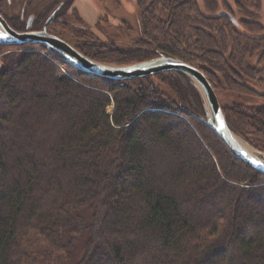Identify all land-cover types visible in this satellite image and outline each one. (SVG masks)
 Listing matches in <instances>:
<instances>
[{
    "label": "trees",
    "instance_id": "trees-1",
    "mask_svg": "<svg viewBox=\"0 0 264 264\" xmlns=\"http://www.w3.org/2000/svg\"><path fill=\"white\" fill-rule=\"evenodd\" d=\"M250 1L238 17L222 0H138L133 48L79 49L197 67L229 94L230 128L264 152V14ZM11 47L0 44V264H29L32 236L69 257L86 237L72 264H264V175L199 119L190 78L114 81L43 45Z\"/></svg>",
    "mask_w": 264,
    "mask_h": 264
},
{
    "label": "rangeland",
    "instance_id": "rangeland-1",
    "mask_svg": "<svg viewBox=\"0 0 264 264\" xmlns=\"http://www.w3.org/2000/svg\"><path fill=\"white\" fill-rule=\"evenodd\" d=\"M75 1L76 0H69L70 4L73 2L72 7L65 8V11H68V13L62 14L61 19H57L49 26L50 33L59 35L78 50H80V45L83 44L100 46L108 45L111 47L116 46V48H123L126 50L135 46L136 40L139 38L140 29L138 19V0H91L99 8V10L100 5L102 4L103 10L106 12V15L103 18L104 20L99 23H97V21L91 22L84 18L83 15L81 16L76 4H74ZM79 1L77 0V2ZM88 1L89 0H82L83 3ZM222 1L224 2L221 3L220 10H227L228 7H231L232 9H235L237 14L238 11L241 14L244 12L243 6H240L239 3V1L242 2V0ZM252 1H255L258 6L260 5V12L263 15L264 0H251L250 2ZM58 2L59 0H0V14L6 21H8L10 26L25 29V23H23L25 12L27 16H29V14H35L36 17L38 15L44 20L46 17L45 14L48 15L51 12V9L54 8ZM89 3L90 2H88V4ZM239 7H242V10H240ZM74 9L78 10V14H80V21H78L76 13L73 12ZM27 16L25 17L27 18ZM239 16L240 15L238 14V17ZM262 23L264 24V21ZM83 27H86L87 31H84ZM75 32H77V34ZM84 33H88L87 37L84 36ZM91 34L94 38L91 36V38L89 37ZM11 48L13 50H10L9 52H18L22 51V48L24 47L12 46ZM37 48L39 49V47ZM98 50L101 51V49ZM41 52L44 55H48L47 51ZM2 56L3 55H0V73L4 67V61L1 58ZM62 76L67 75L62 71ZM228 95V93H223V95L220 94V100L225 104L228 103L227 101L229 99H226ZM262 101H264V98H262ZM113 109L114 106L110 107L108 109L109 113H112ZM237 135L247 146H250L255 151L262 152L250 143V141L254 140V137L248 134L245 138L239 134ZM85 239L86 237L82 238L80 246L69 257V255L55 249L51 244L42 240L40 237L38 238L37 236H32L27 241L29 243V247H27V253L29 254L30 260L29 264H72L74 261H77L82 257L84 253Z\"/></svg>",
    "mask_w": 264,
    "mask_h": 264
},
{
    "label": "water",
    "instance_id": "water-1",
    "mask_svg": "<svg viewBox=\"0 0 264 264\" xmlns=\"http://www.w3.org/2000/svg\"><path fill=\"white\" fill-rule=\"evenodd\" d=\"M229 18L236 21L229 14ZM0 44L4 46L43 45L48 51L58 54L64 62L81 73L111 79L127 81L146 78L163 72H178L192 80L203 103L205 116L199 119L210 128L249 168L264 175V153L255 151L240 139L230 128L219 97L209 79L197 67L176 57L161 54L157 57L131 64L106 63L95 60L63 38L48 31L47 26L41 30L14 29L0 14Z\"/></svg>",
    "mask_w": 264,
    "mask_h": 264
},
{
    "label": "flooded vegetation",
    "instance_id": "flooded-vegetation-1",
    "mask_svg": "<svg viewBox=\"0 0 264 264\" xmlns=\"http://www.w3.org/2000/svg\"><path fill=\"white\" fill-rule=\"evenodd\" d=\"M76 2H77V0L74 2V4H76ZM72 4H73V2H72ZM72 4L69 3V0H59V2L55 5V7L51 9V12L48 15L45 14L46 17L44 18V20L41 19L40 16H38V15L36 17L35 14H29V16H27L26 12H25V15H24V18H23V20H24L23 23H25V29H21L20 31L27 30L29 24H30L32 30H41L45 26H47L48 31H49V26L52 25L57 19L58 20L61 19V15L62 14L68 13V11H65V8L72 7ZM77 8H78V6H77ZM78 10H79V8H78ZM78 10H76L77 13H78ZM79 12H80V10H79ZM224 13H229V12L225 11ZM80 14H81V12H80ZM80 14H78L79 17H80ZM105 15H106V12H104V10L102 8V4H101L100 5V13H99L98 18H97V23H99L102 20H104L103 18H104ZM25 16H27V18ZM81 16H82V14H81ZM83 29L86 30V27H83ZM16 30H18V29H16ZM57 36H59V35H57Z\"/></svg>",
    "mask_w": 264,
    "mask_h": 264
},
{
    "label": "crops",
    "instance_id": "crops-1",
    "mask_svg": "<svg viewBox=\"0 0 264 264\" xmlns=\"http://www.w3.org/2000/svg\"><path fill=\"white\" fill-rule=\"evenodd\" d=\"M88 2H90L88 4ZM83 3L82 0L79 2H76V5L78 6L81 14L89 21H97L98 15L100 13L99 8L91 1Z\"/></svg>",
    "mask_w": 264,
    "mask_h": 264
},
{
    "label": "built area",
    "instance_id": "built-area-1",
    "mask_svg": "<svg viewBox=\"0 0 264 264\" xmlns=\"http://www.w3.org/2000/svg\"><path fill=\"white\" fill-rule=\"evenodd\" d=\"M59 66H60L61 70H62L63 72H65V74H66L67 76L70 77L69 72H68L63 66H61V65H59Z\"/></svg>",
    "mask_w": 264,
    "mask_h": 264
},
{
    "label": "bare ground",
    "instance_id": "bare-ground-1",
    "mask_svg": "<svg viewBox=\"0 0 264 264\" xmlns=\"http://www.w3.org/2000/svg\"><path fill=\"white\" fill-rule=\"evenodd\" d=\"M247 146V145H246ZM248 147V146H247Z\"/></svg>",
    "mask_w": 264,
    "mask_h": 264
},
{
    "label": "snow or ice",
    "instance_id": "snow-or-ice-1",
    "mask_svg": "<svg viewBox=\"0 0 264 264\" xmlns=\"http://www.w3.org/2000/svg\"><path fill=\"white\" fill-rule=\"evenodd\" d=\"M262 166H264V165H262Z\"/></svg>",
    "mask_w": 264,
    "mask_h": 264
}]
</instances>
